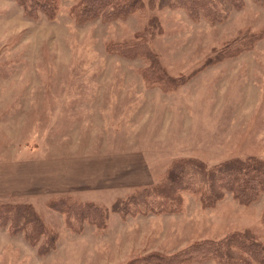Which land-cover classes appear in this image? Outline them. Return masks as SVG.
<instances>
[{
  "label": "rangeland",
  "instance_id": "374dc122",
  "mask_svg": "<svg viewBox=\"0 0 264 264\" xmlns=\"http://www.w3.org/2000/svg\"><path fill=\"white\" fill-rule=\"evenodd\" d=\"M54 1L46 10L32 0H0V161L67 157L71 176L79 154L143 153L153 183L178 157L208 165L229 157L264 160V4L244 0L224 21L211 22L152 7L89 19L76 15L83 0ZM152 16L161 32L148 43L173 80L148 84L146 59L118 48ZM73 183L62 192L31 189L36 196L0 193V203L32 204L58 237L29 242L2 215L0 264H264V242H249L254 247L246 251L231 242H198L245 229L264 241V193L249 204L227 194L204 206L184 191L176 212L111 213L104 228L84 222L79 231L52 207L56 198L110 209L133 188ZM211 245L228 247V257L209 256Z\"/></svg>",
  "mask_w": 264,
  "mask_h": 264
},
{
  "label": "trees",
  "instance_id": "16d2710c",
  "mask_svg": "<svg viewBox=\"0 0 264 264\" xmlns=\"http://www.w3.org/2000/svg\"><path fill=\"white\" fill-rule=\"evenodd\" d=\"M264 4V0H254ZM39 8L49 10L54 0H32ZM244 0H83L76 10L78 17L93 19L100 15L107 19L126 17L145 7L156 9H183L192 19L204 17L211 22L224 21L233 9H239ZM161 32L156 17L149 19L147 26L136 33L135 39L119 46V52L128 57H144L147 66L143 77L148 84L171 79L163 68L157 54L148 43V36ZM174 83V82H173ZM195 194L202 205L213 206L230 194L242 204H249L264 193V160L256 156L229 157L208 165L197 157H178L170 161L160 177L145 186L132 189L126 198L113 202L110 209L93 201L71 200L59 196L52 207L66 215L67 226L81 231L84 222H91L98 229L106 226L109 214L122 217L128 214L173 213L182 205L181 192ZM58 199V200H57ZM0 217L9 218L7 225L12 232L23 231L29 242H56L57 236L50 232L45 222L30 203H0ZM264 222V211L262 214ZM198 242H231L236 247L249 250V242H264L252 230L233 231L219 240ZM221 252L216 245L205 252L209 256L228 257L230 251Z\"/></svg>",
  "mask_w": 264,
  "mask_h": 264
},
{
  "label": "crops",
  "instance_id": "0c3cea01",
  "mask_svg": "<svg viewBox=\"0 0 264 264\" xmlns=\"http://www.w3.org/2000/svg\"><path fill=\"white\" fill-rule=\"evenodd\" d=\"M68 160L69 158L60 156L0 161L1 196H36L31 194L30 190L40 186V191L47 188L62 192L71 181L74 182L73 186L79 185V188L99 190L116 187L134 188L152 182L143 153L79 154L75 158L79 168L72 170L71 176L66 174L69 172ZM111 182L116 183L112 185Z\"/></svg>",
  "mask_w": 264,
  "mask_h": 264
}]
</instances>
